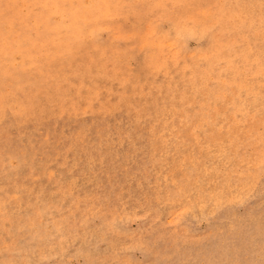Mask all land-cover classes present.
I'll return each mask as SVG.
<instances>
[{
    "label": "rangeland",
    "instance_id": "obj_1",
    "mask_svg": "<svg viewBox=\"0 0 264 264\" xmlns=\"http://www.w3.org/2000/svg\"><path fill=\"white\" fill-rule=\"evenodd\" d=\"M0 264H264V0H0Z\"/></svg>",
    "mask_w": 264,
    "mask_h": 264
}]
</instances>
